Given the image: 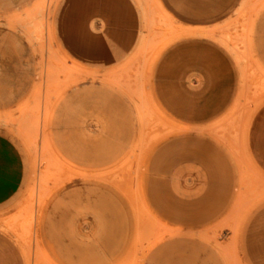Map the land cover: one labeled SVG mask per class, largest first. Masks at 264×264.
<instances>
[{"label":"crops","instance_id":"crops-1","mask_svg":"<svg viewBox=\"0 0 264 264\" xmlns=\"http://www.w3.org/2000/svg\"><path fill=\"white\" fill-rule=\"evenodd\" d=\"M28 1L0 0V12ZM253 25V55L264 70V8ZM36 77V57L25 37L0 24V120L26 101ZM239 87L233 57L210 38L179 39L158 56L149 90L175 126L131 170L147 210L169 230L139 264H226L210 236L230 209L237 174L212 126L227 114ZM51 125L61 157L93 175L66 186L48 207L50 246L63 264H111L130 246L136 216L101 175L129 165L138 136L134 109L111 87L82 85L62 96ZM248 135L254 159L264 168V106ZM30 177L25 147L0 126V214L21 198ZM245 248L253 264H264V209L248 226ZM17 257L14 243L0 234V264H19Z\"/></svg>","mask_w":264,"mask_h":264},{"label":"rangeland","instance_id":"rangeland-1","mask_svg":"<svg viewBox=\"0 0 264 264\" xmlns=\"http://www.w3.org/2000/svg\"><path fill=\"white\" fill-rule=\"evenodd\" d=\"M263 8L264 0H29L12 12H0V24L24 36L37 61L36 82L26 101L0 120L20 139L31 166L21 198L0 214V234L14 243L19 264H63L48 241L46 212L62 189L93 174L61 157L51 123L62 96L82 85L113 88L129 100L138 122L129 165L101 175L136 216L130 246L111 264H139L168 233L147 210L131 166L141 164L175 126L156 107L150 78L161 52L191 36L221 44L240 73L235 102L212 126L234 163L237 186L210 241L226 264H253L246 255V231L264 209V168L254 159L248 129L264 106V70L253 55V21Z\"/></svg>","mask_w":264,"mask_h":264},{"label":"bare ground","instance_id":"bare-ground-1","mask_svg":"<svg viewBox=\"0 0 264 264\" xmlns=\"http://www.w3.org/2000/svg\"><path fill=\"white\" fill-rule=\"evenodd\" d=\"M251 25V24H250ZM190 32V31H189ZM48 111V110H47ZM161 125V124H160ZM46 132V131H45ZM49 146V145H48ZM49 150V149H48ZM136 209V208H135ZM34 220V219H33ZM139 222V221H138ZM164 233V232H163ZM162 238V237H161ZM138 241V240H137ZM39 247H40V245H39ZM50 261V260H49Z\"/></svg>","mask_w":264,"mask_h":264}]
</instances>
